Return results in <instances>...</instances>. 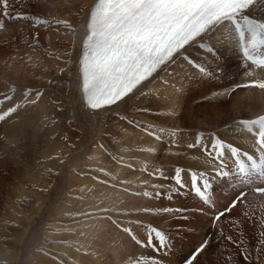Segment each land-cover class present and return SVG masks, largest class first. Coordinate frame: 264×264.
<instances>
[{"label": "bare ground", "instance_id": "6f19581e", "mask_svg": "<svg viewBox=\"0 0 264 264\" xmlns=\"http://www.w3.org/2000/svg\"><path fill=\"white\" fill-rule=\"evenodd\" d=\"M25 1L26 0H16L13 9L14 10L22 9L25 4ZM30 1L32 5L29 11L26 12V14H33L34 9L36 7H39L41 9L39 15H41L42 17L48 19H53V18L68 19L69 21L73 22L75 26L78 25L79 22H84L85 20L84 15L87 14L88 8H91L92 7L91 5H93V3L95 2V0H89L87 9L85 11L83 10L84 11L83 15H80L82 11H79L78 13L76 8H78L79 6L80 8H82L81 5L86 0H53L51 2H46L47 0H30ZM42 5H46V6H42ZM254 15L261 16L264 15V13H262L260 10H256L254 12ZM0 19H4L7 30L11 32L9 38H7V35H1L0 37V44L2 45L5 44L3 48V54L0 53V93L8 92L10 87H15L17 91L14 95V99H16V102H19L17 98L22 95V91L26 88L39 89L44 92L43 97L35 106H31L23 111L24 112L26 111V113L27 111L28 113L29 111H31V113L33 114L34 112L32 111H35L36 112L35 114L39 117V119L40 117H42L41 119L42 123L46 122L45 115L46 117H48L47 123L49 124L48 127L49 129L47 128V130L49 135L47 136L46 143L50 144L51 149L49 148L47 149L45 145L44 146L42 145L43 147L40 152L38 151V148L35 149V151H37V153L38 152L40 153L41 158H43L46 161V164L49 167L51 168L53 167V169L55 170L54 171L55 174L53 173L54 174L53 176H55V178L54 179L52 178L53 180L49 178L50 179L49 180L48 177H46V174L41 172V174L39 173L38 175H36L37 177L34 176V179L32 181L34 183H37V186L41 183H43L42 186L44 187L47 186L46 191L47 193L51 192V196H52V200L49 203H52V205L55 206L53 208L56 207L59 208L65 205L67 206L68 203H70V201L67 202L68 199L71 197V201H72V199L75 198V196L74 197L70 196L69 192L67 191H69V189L74 188V186L75 187L77 186L78 189L81 191V195L76 197L77 199L75 198L73 200L74 202L72 201L70 206L68 205L71 208L72 212L76 214L82 212H92L96 210V208L99 207L102 203H104L105 207L108 206L116 210L121 208L122 211L128 213L127 215L131 214L130 212L131 210H134L133 205L136 203L137 199L128 196L130 195L128 194V191L125 192L124 190H122L116 192L114 191L113 188H109V184H108L102 187L101 189L96 190V191H100L98 194H96L93 186L86 184L85 181L79 179V177L73 178V175L69 173L70 167L74 166L75 163H77L79 160L86 159L89 154H91L92 157L98 158V161H101V155L99 156L98 154L99 150L97 148L94 149L92 148V145L96 143V139L94 138L97 135L95 134L98 132L95 130V128L101 122L109 123V121H111V119H113L114 117L117 118L123 116L122 113H124V111L127 110L128 105L132 102L136 103V105L134 106L136 112L133 113H135L134 115H137L140 118L138 121H136L139 122L138 126L135 124V127H133L134 129L133 131L135 132L134 139L133 140L126 139V132L122 130H120L117 133H114L118 141H124V144L119 146L120 151L123 153L121 155L120 161L117 162L116 164L109 162L110 166L107 162H105L104 166L102 165L101 167L99 166V168L105 170V172H108L110 175H113L114 178L118 176L121 180H124V182L129 180L130 178L128 177L131 176L135 180L136 178L135 176L137 174H140L139 178L137 177L136 179L137 181L140 180L139 183L143 184V182L148 179L145 178L146 176L145 177L143 176V173L141 174V171L143 169L140 168L141 161L137 160V154L132 149L134 147L139 148V151L143 149V153L140 152L141 154L147 155L153 160H155L157 155L159 154V151H157V149L158 150L161 148L164 149V147L166 146V144L164 143L166 140L160 142V139L159 140L156 139V136H161L159 135L161 131L158 132V127H160L161 129V126L162 127L167 126L168 129L166 130L170 129V131L172 130V132L174 133H177L178 131H188L189 133H192V131L195 132V130H198L195 128L202 127L201 128L202 130L201 129L198 130V133H200L199 131H201L205 134L206 142L209 140L211 134L214 132V130L213 132L209 131L208 127H211L210 123H207L204 118H199L201 115L204 114L208 116L207 114L209 111L208 108L206 107L203 108V110H201L200 109L201 107L198 108L194 105L198 103L202 104L205 101L199 100L196 97L191 98V96L189 97L186 96V92L192 86L189 85V88L184 89L188 86L187 83H189L190 78L185 77L186 75L184 73L183 74L185 76L182 75V70L184 69V67L181 70L179 68L180 67L182 68V66L180 67L176 66L180 62L182 63L183 58H180L175 65H172L167 70L160 71L159 75L154 74L155 76L154 79L150 78L149 82H145L146 87L143 88V91L145 93L144 95H139L138 93L132 100H129L127 104H121L119 108L113 106V110L111 111H101L98 114H94L81 106L80 92L76 91L74 78H70L68 73L59 72L60 68H69V66L65 64L64 61L60 62L61 60L59 61L56 58H54L55 55L63 56V53L65 51H72L71 48L73 47L72 59L74 60V64L72 68H74L76 66L77 58H80L81 51L83 49L82 40H81L82 36H75L73 42L72 40L69 39L68 35H65L67 30L63 28H61L60 31L57 32L55 30V27H49V28H45L43 26L33 27L31 22L22 21V20H19L14 27L11 20H8L3 17H0ZM82 30L83 28L81 29L80 33L83 35ZM37 32L39 33L38 43H34L32 47H29V44L32 43L33 36ZM218 39H220L221 42L223 41L222 38L218 37ZM196 47L197 46L195 45L193 46V48ZM209 55L212 56L211 54ZM53 69H56V72L50 75L52 73L50 71H52ZM69 70H71V68H69ZM172 71L175 72V76L174 73H171ZM194 71L195 69L194 70L192 69V72ZM168 75L174 76L170 78L171 81L168 79L167 77ZM257 75L261 76L258 70H257ZM164 78L167 79V83H165ZM261 78H264V76H262ZM203 80H201L199 84L195 83L194 85L197 84L200 85V87L201 85L203 86L204 83ZM168 81L170 82L168 83ZM48 84H51V86H48ZM149 87L152 88L148 89ZM153 87H155L156 89L161 88L162 91L150 94ZM201 90L198 91L200 92ZM56 93L57 95L55 96ZM148 94H150V97H148ZM241 94L242 97H240ZM55 97L58 99L57 101ZM159 97H161L160 100ZM180 97L185 101V104L188 103H189L188 105L193 104L192 107H189L190 109L186 107H183L181 109L179 107ZM65 98L67 99L69 98V100L71 101L70 104L71 106L68 107L70 110L69 114L72 113L73 116H75V114L77 115L74 117V119L76 120L78 118V121L83 123L86 129L85 131L87 133L86 134L84 132L85 133L84 135L82 133L83 137L75 146L77 148L76 150L77 153L76 154L73 153L71 156L68 154L69 152L68 146L63 147V145L59 144L57 139L54 140L56 138L55 130L58 133L59 131H57L58 126L56 125V122H53V118L54 119L56 118V112L57 109L59 108L57 103L61 99L63 100ZM222 98H223L222 100L216 98L217 101H214L211 98L210 99L212 101L208 100V102H212V107H214V109L216 110L215 114H220V117L218 116L217 118L218 119L217 122L219 123H216L212 127V129L218 128L220 126L223 127L227 126L226 128H223L221 131H225L226 133H229L231 139L233 136L237 137V139L233 138L231 140L229 139L230 137L229 138L225 137L226 141L233 143L234 146H240L243 150H249L252 143L251 134H248L246 130H242L241 128L236 127L235 122L240 119L250 117V115L249 116L245 115L246 105L252 104L253 109L252 111L248 112L249 114L259 111L261 107L264 106V93H261L259 90L257 91L255 89L250 91L239 90L237 93H233L231 96L223 95ZM227 102L232 103L234 105L233 107H236L237 109L238 114H236L233 120H231L230 118L226 119L225 116L223 115L224 114L223 108L225 106V103ZM6 106L8 105H5L4 108H2L1 110H6ZM139 108H149L150 111L148 112L137 111V109ZM197 108L200 109L199 110L200 113L197 112ZM157 110H158V114H156ZM23 111L21 112L20 116H22ZM117 113H119V115H117ZM186 114H191L198 121H200V124L188 125V126L185 125L182 122V117H184V115ZM12 119L14 118H9V121H11ZM219 120H223V121H219ZM23 123L24 121H22L20 124ZM3 125L4 127L2 128ZM6 125L7 124L0 122V129H1L0 134L2 135V137L3 136L5 137L4 140L8 138L11 141V139L13 140L15 137H19L20 135L24 138H28L27 131H29L28 130L29 127H26L24 131L23 130L18 131L17 129H19L20 127L17 128V126L19 125H17L15 128H9ZM44 125L41 124L38 127L42 128L44 127ZM150 125L151 127H149ZM54 127L56 128L55 130ZM141 131H144V133ZM164 131L162 132V134L164 133ZM147 133H149V135ZM150 133L152 134L150 135ZM215 133H217V131H215ZM217 134L223 136L222 133H217ZM36 136L37 135L35 134V137ZM195 136H197V133ZM183 137L184 136H182V138ZM172 138H170L169 140L170 143H168L170 145V148L173 150H179V149H182L184 151L186 150L185 157L180 158L178 156L179 152L175 153L173 156L171 155L172 157L163 156L164 157L163 162H166L168 160L170 163H173V165L168 164L169 163L168 162L166 165L163 166L153 162L154 164L151 167L152 169L151 173H156V170L159 169L163 173H165V175L160 176L159 173H156V175L151 174L150 188H144L140 190L139 193H143L146 190L152 192L159 191L162 193V195L154 196L152 198L143 195H139V196L143 198L142 199L143 203H145L144 201L145 199L146 200L145 204L148 206V208H151L153 210L168 207L173 209H183V211H173L171 213H156L154 211L153 213L150 214H144L145 216L142 214L141 216H139L140 219L134 222V224H136L134 225V228L136 230V234H138V238L145 239L147 235L148 225H152L154 227H157L159 230H162V224H163L164 232L171 233L172 235L170 234L169 235L174 236L176 239L174 240L175 242L171 244V246L174 245L178 249L175 251L173 248L170 247L167 250L154 251L153 249H149V248H141L139 245L135 243V246L133 248L130 247V249L127 251L124 249L125 245L129 242V240H131V237H129L127 233H123L120 229L117 228L116 232L112 234L111 232H108V230H112V227L111 229H107L108 223L106 221L100 222L96 220L82 218L80 220L81 221L80 223L74 224L76 230L74 237L72 239L73 242H71L69 245L68 244L64 245V247L62 243H60L62 244V246L59 245V248L61 249L62 253L65 254V256L69 260L72 259L70 260L72 262V263L70 262L71 264H78V263L99 264L100 261H101L100 264H103L105 263V259H106L105 254L106 252L110 251L111 248L114 254L116 255V257L121 256L122 259L126 262V264H128L130 261H132L134 264L135 261L140 260L142 258H147L149 260L155 258L160 260L161 264L163 262L167 264H183L184 258L205 239L210 241L209 248L205 251V253H202L199 257L200 259L201 258L208 259L207 264H264V248H262L259 245L260 233L264 232V225L260 223L261 216L264 215V201L253 200L250 204H246V205L238 204L237 207L231 213L227 214V217H222L220 221L215 222L214 224L213 216L215 215V213L223 210L226 206H228L229 203L234 199L236 193L239 192L240 188L244 186L239 185L238 181L236 180L216 177L212 170V165L208 163L209 157L204 152H202L201 147L199 146L196 148L187 147L188 144L196 142V139L190 136V134L184 139L185 141L184 143L180 144L179 142H181L183 139L179 138L180 140L177 141L178 142L177 145L174 144L176 140L175 139L171 140ZM241 140H243V142H241ZM7 142L9 141H6L4 144H0V152L6 150L8 145ZM14 142L16 141L14 140ZM225 155L228 165L230 167H234V165H232V160L229 154L226 153ZM89 162L90 161H88V163ZM92 162L94 165H99L97 161H92ZM64 163L68 170L66 169L63 170ZM128 165H131V167H135L136 169L131 170L130 169L131 167H128ZM51 168L50 170H52ZM176 168L184 169V172L182 173V178L184 183L187 184L188 187L183 189L179 194H172L168 192V190L175 184V181L174 179H172V177L174 176V172ZM192 168H195L193 169L194 171L195 170L204 171L209 174V178L212 180L213 186L216 187V189L211 193L215 205L214 207L210 208L208 205L204 204L195 195V193L191 191L190 170ZM42 169L46 171V169L48 168L46 167ZM170 175H172L171 178L169 177ZM50 181L56 182V185L52 187L49 185L48 187ZM154 185H162L163 187L154 188L153 187ZM25 189H27V187H25ZM25 189L20 191V194L23 197V199L21 198V200H24L25 197H28L27 195H29L31 192L33 193V191H28ZM67 195L70 197L67 198L66 201L65 197ZM168 195H172L173 198L168 199ZM38 197H39L38 199H40L41 195H38ZM129 198H131L132 202L130 201ZM249 199L252 200L251 197ZM97 202L99 203L97 204ZM145 204H143V206H145ZM50 207L52 206L50 205ZM69 207H67V209ZM10 208L11 211L13 210V213L11 214L12 216L18 214L17 211L19 210L16 205H13ZM57 208L56 210L58 211ZM63 209L66 208L64 207ZM135 209L137 210V204ZM59 210L62 209L60 208ZM245 213H248L247 217L244 215ZM126 221L127 219L125 217H122L121 222L124 223V226H127ZM228 221L238 222L239 227L234 228ZM98 223L103 225V230L96 232L94 231L92 226ZM41 229H43V227ZM41 229L39 228L38 230L41 231ZM42 232L44 233L43 230L41 231V233ZM5 233L4 231H0V237L3 238L2 235ZM42 234L41 237L44 235ZM29 235H32V233H30ZM110 236H113L114 238H118V239H114L113 241H111L113 237L110 238ZM121 236H126L127 239H120ZM227 236H232L233 241H237L238 243L228 241L225 238ZM40 242L41 241H39V243ZM27 244L28 243L26 241L25 246ZM2 245L3 244H1V246ZM122 245H124V247H122ZM31 246H33V244ZM31 246L29 248H24L26 249V252L28 251V249L29 251L31 250ZM9 247L10 249H12L11 246ZM77 248H80L81 250L77 251ZM244 249H247V253L244 252ZM172 250H174V252ZM10 251L11 250H9L8 253L6 247L0 249V252H2V254L0 253L1 257L9 256L8 254H10ZM207 252L208 255H206ZM28 254H25V256L22 255L24 259L21 256L22 257L21 259H23L24 261L22 260L21 262H19L20 264H34V260H35L34 258H36V256H40L37 255V253L36 255H34L35 253H33L32 254L33 258H32V255H28ZM246 254L250 256V260H245L244 257ZM13 257L14 258L16 257L17 259V255L16 256L13 255ZM200 259H198L199 264H204V262L201 261ZM54 263L57 264V261H54ZM35 264H47V263L44 262L39 263L37 261ZM115 264H122V262L116 259Z\"/></svg>", "mask_w": 264, "mask_h": 264}, {"label": "snow or ice", "instance_id": "6c2138e0", "mask_svg": "<svg viewBox=\"0 0 264 264\" xmlns=\"http://www.w3.org/2000/svg\"><path fill=\"white\" fill-rule=\"evenodd\" d=\"M11 7V0H0V17L8 20L29 21L33 27H55L57 32L63 28L67 30L65 35H68L73 42L74 37L79 34L77 27L68 19H48L39 14H13L10 11ZM256 10L264 13V0H96L89 8L83 24L82 59L77 58L76 66L71 70L60 68L59 71L68 73L70 78H74L75 87L80 92L81 106L98 114L101 111L113 110V106L119 108L121 104H127L138 93L144 95L145 82H149L150 78L154 79V74L159 75L160 71L175 65L180 58H183L190 68L197 70L198 75L211 76L209 69L196 62L189 50L195 45L196 50H206L208 54H211L216 50L215 45L221 42L219 37L231 44L240 54L245 82L235 83L230 89H224L222 93L217 92L214 95L231 96L238 89H257L264 93V78H261L264 76V15H254ZM3 29H5V22L4 19H0V30ZM38 38L37 32L29 47L38 43ZM55 58L71 65L72 52L65 51L63 56ZM257 70L261 76L257 75ZM16 91L15 87H10L8 92L0 93V108L8 105L6 110H0V122L4 124L9 122V118H19L23 110L35 106L44 95L42 90L26 88L17 98L19 102H16L14 99ZM137 111L148 112L150 109L139 108ZM120 119L128 118L120 116ZM128 123L137 126L139 124L130 119ZM235 126L251 134L252 143L249 150L234 146L215 132L211 134L207 142L205 134L200 132L197 134L196 142L187 145L189 148L201 147V150L209 157L208 163L212 165L216 177L236 180L239 185L244 186L240 188L228 206L215 213L214 224L222 217H227V214L231 213L238 204H250L253 200L264 201V106L252 113L249 118L236 121ZM160 131L163 132L164 129ZM160 138L156 136V139ZM226 153L229 154L234 167L228 165ZM183 172V168L175 169L172 177L175 184L168 192L179 194L188 187L183 181ZM156 173L164 176L159 169ZM156 173L152 174L156 175ZM190 175L191 191L204 204L210 208L214 207L211 195L214 188L209 174L204 171L190 170ZM100 182L108 183L106 180ZM153 187L163 186L154 185ZM123 190L129 191L128 188ZM133 195L152 198L162 193L146 190ZM250 197L252 200L249 199ZM172 198V195H168V199ZM143 211L171 213L183 211V209L144 208ZM127 214L125 211L118 212L110 207H97L92 212L77 213L85 219L111 222L123 233H127L141 248L162 251L171 247L167 234L152 225L147 226L145 239L138 238L131 227L124 226V223L118 219L119 216ZM244 215L247 217L248 213ZM228 222L234 228L239 227L238 222ZM260 223L264 225V215L261 216ZM92 227L96 232L103 230V225L99 223ZM225 238L238 243L233 241L232 236ZM209 244V240H203L184 258L183 264H199L198 257L205 253ZM259 245L264 248V232L260 233ZM80 250L77 248V251ZM244 252L247 253V249H244ZM44 255L51 256L57 264H64L58 254L44 251ZM244 258L250 260L247 254ZM135 264H161V261L155 258L150 260L142 258L135 261Z\"/></svg>", "mask_w": 264, "mask_h": 264}, {"label": "rangeland", "instance_id": "374dc122", "mask_svg": "<svg viewBox=\"0 0 264 264\" xmlns=\"http://www.w3.org/2000/svg\"><path fill=\"white\" fill-rule=\"evenodd\" d=\"M51 1H53V0H47L46 2H51ZM15 2H16V0H11L12 7H11L10 11L13 14H15V13H26L29 11V9L31 8V5H32L30 0H26L22 9L14 10L13 6H14ZM88 2H89V0H86L85 2L82 3L81 7L83 9L80 8V6L78 8H76L78 13H79V11H82L80 15H83L84 11L87 9ZM88 10H89V8H88ZM40 12H41V9L39 7H36L34 9L33 14H39ZM85 16L86 15H84V19H85ZM80 17H82V16H80ZM18 21L19 20H15V19L11 20L14 27ZM83 24H84V22H79L78 25H76L77 29H78V33H79L77 36H82L80 31L83 28ZM10 34H11V32H9L7 30L6 26H5V29L0 30V37H1V35H7V38H9ZM223 42L224 41L217 43L215 45L216 50L211 53L212 56H210L205 50H199V51L196 50L197 47L196 48L192 47L189 50L191 57L196 62L201 63L206 68H208L209 71L212 73L211 76L202 78V76L197 74V70L192 72V68H190L187 65V63L184 62L183 59H182L183 60L182 63L180 62V63H178L179 65L177 64L176 66H179V67L182 66V68L181 67L179 68L181 70L184 67V69L182 70V75L183 76L186 75L185 77L190 78V79L188 78L189 79V83H187L188 86L184 89L189 88V85L190 86L192 85L191 87L194 86L193 88H191V87L189 88V90L186 92V96L187 97L191 96V98L196 97L199 100H204L205 101L204 103H202V104L198 103V104H194V105L198 108L201 107L200 108L201 110H203V108H206V107L209 110L207 113L208 116L206 114H204V115L200 114L201 116L199 118H204L207 123H210L211 127H208L210 132L211 131L213 132V130H214V132L217 131V133H222V135H223L222 137L229 138L230 137L229 133H226L225 131H221L223 128H226L227 126L226 127L220 126L218 128L212 129V127L216 123H219V122H217L218 121L217 118H218V116L220 117V114H215L216 110L214 109V107H212V102H208V100H210V101H212V100L217 101V99L222 100L223 95L216 96V95H214V93H217V92L222 93L224 91V89H230L231 86L235 83L245 82V77L243 75L240 54L231 44L226 43V42L223 43ZM4 46H5V44H3V45L0 44V53L1 54H3ZM72 48H71L72 51H70V52H72V55H73V49ZM56 56H58V55H55L54 58ZM73 61L74 60L72 59L71 65H68L69 68L73 67V64H74ZM60 62H63V60H61ZM50 72H52L50 74V75H52L56 72V69H53ZM171 73H174V76H175V72L172 71ZM174 76L168 75L167 77L171 81L170 78L174 77ZM167 77H165V78H167ZM165 78H164V80L167 81V79H165ZM201 80L204 81L203 86L201 85V87H200V85H197V84L194 85L195 83L199 84V82ZM170 81H168V83ZM48 86H51V84H48ZM151 88L152 87H149L148 89H151ZM148 89H146V90H148ZM198 90H201V91L199 92ZM239 90L240 91H250L249 89H238L237 92ZM255 90H257V89H255ZM76 91H77V89H76ZM159 91H162L161 88L156 89L155 87H153L150 94L156 93ZM150 94H148V97H150ZM56 95H57V93L55 94V96ZM204 95H206V96H204ZM248 95H251V94H248ZM211 96H213V97H211ZM137 97H140V96H137ZM161 97H159V100L161 99ZM240 97H242V94ZM57 100L58 99L56 98V101ZM227 103H225L226 107L224 106V108H223L224 109L223 115L225 116L226 119L230 118L231 120H233L234 117L236 116V114H238L237 109H236V107H233L234 105L232 103H230V102H227ZM70 104H71V101L69 100V98L68 99L65 98L63 100L61 99L57 103L59 108L57 109V112H56V118L55 119L53 118V122H56V125L58 126L57 131H59V133L56 132V130H55L56 128L54 127L55 134H56V138L54 140L57 139L59 144L63 145V147L68 146V148H69L68 154L71 156L73 153L74 154L77 153V151H76L77 148L75 146L80 141V139L83 137L82 133H83V135L86 133V131H85L86 129H85V126L83 125V123L78 121V118L76 120L74 119V117L77 116L76 114H75V116H73L72 113L69 114L70 110L68 107L71 106ZM188 104H185V101L181 97L179 98V107L181 109L183 107L190 109L189 107H192L193 104H190V105H188ZM135 105H136V103H134V102L130 103L127 107V110H125L124 113H122V115L127 117L130 120L138 121L140 119L139 116L134 115L135 113H133V112H136V109L134 108ZM198 108H197V112L200 113V111H199L200 109H198ZM1 109L2 108H0V110ZM252 109H253L252 104L246 105L245 106V115L251 116L252 113L249 114L248 112L252 111ZM32 112H34V114L31 113V111H29V113H28V111H27V113H26V111L25 112L23 111L24 116L22 113V116H19V118L12 119L6 125L9 128H15L17 125H19V126H17V128L20 127L19 129H17L18 131H20V130L24 131V129L26 127H29V129H28L29 131H27V133H28L27 137L28 138H24L21 135L20 136L18 135L19 137L14 136L15 138L13 140L11 139V141H10V139H8V138H6L4 140L5 137L4 136L2 137V135L0 134V138H2V139H0V144H4L6 141H9V142H7L9 147L7 145L6 150L0 152V231H4V233L6 232L5 234L2 235L3 238L0 237L1 244H3L2 246L0 244V247H1L0 249L6 247L8 253H9V250H11L10 254L12 255V257H11V255L8 254L9 256H7V257H9V258H7L6 256H3L4 257L3 258V257H1L2 252H0L1 253L0 254V264H20L19 262H21L24 259L23 256H25V254H28V252H29L28 255H32L33 253H35L34 255H36V253H37V255H40V256H36V258H34L35 259L34 264L37 261L39 263L44 262L47 264H55L54 260L51 258V256L44 255V251H51L53 254H58L60 259H62L64 261V264H71L72 262L70 260H72V259L69 260L65 256V254L62 253L61 249L59 248V245L62 246V244H63V247H64V245H66V244L69 245L71 242H73L72 239L74 237L75 230H76V228L74 227V224L77 223L76 221H80L82 218H84V217L78 216L76 213L72 212L71 208L69 207L70 204L72 203V201L76 197L81 195V191L78 189L77 186L76 187L74 186V188L69 189V191H67V192H69L70 196H73V197L75 196V198L72 199V201H71V197L67 195L65 197L66 201H67V198L70 197L67 201V202L70 201V203H68L69 206L65 205V206H61L59 208L56 207L58 209V211H57L56 208H53L55 206L52 205V203H49L52 200V196H51V192L47 193V191H46L47 186L46 187L42 186L43 183H41L37 186V183H34L32 181L34 179V176L38 175L39 173L41 174V172L46 174V177H48V179L49 178L50 179L55 178V176H53L55 174L54 173L55 170L53 169V167L51 168L46 164V161L43 158H41L40 153H39L42 150V147L44 145L46 146L47 149L48 148L51 149L50 144L46 143L47 142L46 141L47 136L49 135L48 130H47V128L49 127V124L47 123L48 117H46V115H45L46 122L42 123V120H41L42 117H40V119H39V117L35 114L36 112L35 111H32ZM179 112H181V111H179ZM156 114H158V110L156 111ZM20 115H21V113H20ZM179 116H180V114H179ZM114 118L111 119V121H109V123L108 122H103V123L101 122L100 124H98L97 127L99 126L100 129H99V127L95 128V130L98 132L95 134V135H97L94 138V139H96V143L93 144L94 146L92 145V148L93 149L97 148L99 150L98 154H99V156L101 155V161H98V158L92 157L91 154H89L86 159H83V160L81 159L77 163H75L74 166L70 167L69 173L71 175H73V178L79 177V179L84 180L86 184L93 186L96 194H98L100 192V191H96V190L101 189L102 187H104L105 185H108V184H109V188H113L114 191H116V192L122 191L124 188H128L129 189L128 194H130L128 196H131V197H134L135 199H137L136 203L133 205L134 210H131L130 211L131 214H129V215L119 216L118 219L122 220V217H125L127 219L126 225L128 227H131L133 229V231L136 233V230L134 228V225H136V224H134V222L138 221L140 219L139 216H141L142 214L144 215V214H150V213H145L143 211L144 208H148V206L145 204L146 200L144 199L145 203H143V200H142L143 198L139 195H133V193L139 192L140 190H142L144 188H150V178H151V174H152L151 173L152 172L151 167L153 166V164L158 163L159 165L164 166L169 162L168 160L166 162H163V159H164L163 156L172 157L175 153L179 152L178 156L180 158L185 157L186 150L185 151L182 149L173 150L170 148V145L168 144V143H170L169 142L170 138L173 137L171 140H174V139L176 140L175 142L173 141L174 144H176V145L178 144L177 141L180 139H183V140L179 143L180 144L184 143L185 142L184 139L187 136H189V134H190V136H192L196 139L197 136H195V135H196V133L198 134V130H200L202 127L195 128L198 130H195V132L192 131L193 134L189 133L188 131H178L177 133H175V135H172V133H174V132H172V130L171 131H170V129L166 130V129H168L167 126H163V127L161 126V129L163 128L165 130L163 134H162V132H160V127H158V132H160L159 135H161L160 136L161 138L163 137L162 139L160 138V142H162L163 140L164 141L166 140L167 142L166 141L164 142L166 144L164 149L163 148H161L159 150L157 149V151H159V154L157 155V157L155 159L157 162L155 160H153L152 158H150L149 156L141 154L140 152L143 153L142 148H141L142 150H140V151H139V148H137V147H134L132 149L137 154V160L141 161L140 168L141 169L143 168L141 171V174L143 173V176L144 177L146 176L145 178H148V179L146 181H144L145 183L143 182V184L139 183L140 180L137 181L136 179H137V177L139 178L140 174H137L135 176L136 177L135 180L131 176V177H128V178H130L129 180H127L125 183L122 184L121 182L122 181L124 182V180H121L118 176L114 178L113 175H110L108 172H105V170L101 171V168H99V166L101 167V165L104 166L105 162H107L110 166L109 162L116 164L117 162L120 161L121 155L123 153L120 151L119 146L123 145L124 141H118L117 137L115 136L114 133H117L120 130H122V131L126 132V139H128V140L134 139L135 132L133 131L134 130L133 127H135V124H129L128 119H125L123 121L122 119H120V117H117L115 119ZM188 119H189V121H188ZM22 121H24L25 124L24 123L20 124ZM219 121H223V120H219ZM79 122H80V124H79ZM182 122L187 126L200 124V121H198L191 114L184 115V117H182ZM44 123H45V125H44ZM41 124H43L44 127L45 126L46 127L45 128L44 127L39 128L38 126ZM3 127H4V125L2 126V128ZM36 128H37V130H36ZM52 128H53V126H52ZM0 131H1V129H0ZM96 131H94V132H96ZM87 132H88V130H87ZM141 132L144 133V131H141ZM167 132L170 134V137H169V134ZM199 132H201V131H199ZM35 134L37 135L36 137H35ZM147 134L149 135V133H147ZM178 134L179 135L182 134V135L179 136ZM186 134H187V136H186ZM112 135H114L115 137ZM182 136H184V137L182 138ZM233 138L237 139V137H234V136L232 137V139ZM34 139H35V141H34ZM229 139H231V137ZM14 140L16 142H14ZM241 142H243V140H241ZM101 145H103V147H101ZM2 146H5V145H2ZM37 148L39 151L38 153H37V151H35V149H37ZM4 149H5V147H4ZM7 149H9V150H7ZM72 149H73V151H72ZM15 154H16V156H15ZM129 155H131V154H129ZM42 160H44V161H42ZM88 161H90V162L88 163ZM92 161H97V163L99 165H94ZM168 164L173 165V163H170V162ZM46 167L48 168V169H46V171L44 169H42V168H46ZM50 168L52 170H50ZM65 169L68 170L65 163H64L63 170H65ZM130 169L135 170L136 168L131 167ZM193 169H195V168H192L191 170L194 171ZM164 175H165V173H164ZM171 176L172 175H170L169 177L171 178ZM104 180L108 181V183L103 184L100 182V181H104ZM30 181H32L33 183ZM49 183L50 184H48V187H49V185L51 187L56 185V182H53V181L52 182L50 181ZM33 184H35L36 186ZM112 185H116V186L113 187ZM24 186L27 187V189H25ZM33 187H35V188H33ZM24 189L28 190V191H33L34 194L31 192L29 195H27L28 197H25L24 200H21V198L23 199V197L21 196L20 191L24 190ZM30 189H33V190H30ZM38 195H41L40 199H38L39 198ZM65 198H64V200H65ZM129 199L131 201V198H129ZM98 203L99 202H97V204ZM136 204H137V210L135 209ZM143 204H145L146 207L143 206ZM13 205H16L18 210H19V211H17L18 214H16L15 216L11 215L13 213V210L11 211L10 207H12ZM50 205L52 207H50ZM64 207L66 209H63ZM67 207H69V208L67 209ZM99 207H105L104 203H102ZM60 208L62 210H59ZM117 211L118 212L122 211V209L121 208L117 209ZM100 222H102V221H100ZM106 222L108 223L107 229H111V227H112V230H108V232H111L112 234L115 233L117 228L114 225H112L111 222H108V221H106ZM129 222H131V223H129ZM42 227H43V229H41ZM39 228L41 229V231L42 230L44 231V233L42 232L44 235L41 233V231L38 230ZM26 229H27V231H26ZM163 229H164V227L162 224V230L161 231H164ZM34 232H36V233H34ZM30 233H32V235H29ZM41 234L43 235L42 237H41ZM166 234L171 239L170 243L173 244L175 242L174 240H176L175 237L170 236V235H172L171 233H166ZM136 235L138 236V234H136ZM111 237H113V236H110V238ZM1 239H3V240H1ZM114 239H118V238L113 237L111 239V241H113ZM120 239H127V238H126V236H121ZM3 241L6 243H4ZM26 241L28 243L27 244L28 247H27V245L25 246ZM39 241H41V242L39 243ZM60 243H62V244H60ZM32 244H33V246H31ZM9 246H11L12 249H10ZM30 246H31V250H32V251L30 250L31 253H30L29 249L26 252V249H24V248H29ZM134 246H135V242L132 240H129V242L125 245L124 249L128 251L130 249V247L133 248ZM122 247H124V245H122ZM171 248H173L175 251L178 249L174 245L171 246ZM39 249H43L44 251H40ZM174 250H172V251L174 252ZM13 255H15V256L17 255V259H16V257L14 258ZM206 255H208V252ZM21 256L23 257V259H21L22 258ZM105 257H106L105 263H103V264H115L116 259L121 261L122 264H126V262L122 259L121 256L116 257V255L112 251V248L110 249V251L106 252ZM32 258H33V255H32ZM198 259H200V257ZM200 260L203 261L204 264L208 263V261H207L208 259H204V258L202 259L201 258ZM100 263H101V261H100ZM128 264H133V262L130 261ZM134 264H135V262H134ZM162 264H167V263L163 262Z\"/></svg>", "mask_w": 264, "mask_h": 264}, {"label": "flooded vegetation", "instance_id": "af4514ba", "mask_svg": "<svg viewBox=\"0 0 264 264\" xmlns=\"http://www.w3.org/2000/svg\"><path fill=\"white\" fill-rule=\"evenodd\" d=\"M84 31V29L82 30V32Z\"/></svg>", "mask_w": 264, "mask_h": 264}]
</instances>
